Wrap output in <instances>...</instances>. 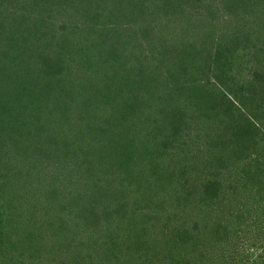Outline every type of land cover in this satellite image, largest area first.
<instances>
[{"label":"rangeland","instance_id":"obj_1","mask_svg":"<svg viewBox=\"0 0 264 264\" xmlns=\"http://www.w3.org/2000/svg\"><path fill=\"white\" fill-rule=\"evenodd\" d=\"M0 43L14 58L48 48L61 68L45 82L60 88L37 92L42 116L27 100L21 117L42 142L10 145L8 162L29 167L31 202L54 205L57 216L90 206L116 235L148 213L188 225L179 205L225 157L232 128L264 168V0H0ZM40 66L30 81L46 80ZM222 91L231 102L218 101ZM260 179L239 190V224L216 264H264Z\"/></svg>","mask_w":264,"mask_h":264},{"label":"trees","instance_id":"obj_2","mask_svg":"<svg viewBox=\"0 0 264 264\" xmlns=\"http://www.w3.org/2000/svg\"><path fill=\"white\" fill-rule=\"evenodd\" d=\"M5 50L0 52V131L7 128L6 139L0 140V162L3 163L1 171H4L0 173V264H216L215 260L218 255L223 254L224 242L229 238L227 234L235 224L236 227L239 224V190H248L246 188L253 187L260 182V178H264V168L258 157L250 160L251 151L246 150L247 144L235 142L237 133L231 132L234 129L228 131V138L232 141H226L225 157L212 163L202 186H197L195 192L190 190V201H181L179 205L189 212L188 225H184L187 221L181 215L177 222L175 216L167 218L168 215L154 213V217L148 213L136 221V227L128 231V235H116L115 230L119 227L104 229L101 226L104 216L101 217L90 206L86 209L89 210L88 213L65 219L54 213V205L47 203L40 206V203L31 202V191L26 181L30 171L25 163L12 166L8 163L12 161L15 152V147L11 146H16L18 141L25 140L23 144L26 146L29 145L25 142L31 141L32 145L42 142L43 134L31 132L21 117H25L28 110L24 111V106L29 103L27 100L36 101V112L33 115L36 118L42 116L37 104L46 98H38L40 94L37 92L44 86L60 88L55 79L52 84H45L61 71L59 62L49 59L47 55L51 50L48 48L47 55H15L16 58L9 56ZM98 56L100 57H95ZM106 61H109V57ZM92 62L88 64L91 67L95 64ZM39 64L42 67L40 72H44L46 80L39 74L38 79L30 81V71ZM24 73L28 75L27 81L22 77ZM29 84L31 93L28 90ZM192 91L190 95L197 92ZM49 96L48 94L47 98ZM216 97L221 102L232 101L225 91L219 92ZM226 112L227 110L223 114ZM208 113H204L207 118ZM16 131H19L18 140L15 139ZM27 132L28 136L24 134ZM125 146L132 148L129 143ZM132 151L133 149L130 152ZM117 153L120 158L125 157L124 153ZM25 159L26 156L24 162ZM224 172L234 176L231 180L227 176L223 180L221 175ZM239 184L242 186L239 187ZM224 197L230 200H225ZM160 208L162 207L159 205ZM162 217L165 218L163 224L160 223ZM106 221L107 225L115 223L112 218ZM181 221L183 228L178 224ZM79 229L82 233L78 237L76 230Z\"/></svg>","mask_w":264,"mask_h":264}]
</instances>
